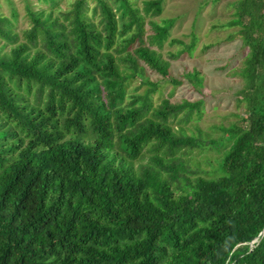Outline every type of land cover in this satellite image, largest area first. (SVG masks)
Returning <instances> with one entry per match:
<instances>
[{"label": "trees", "instance_id": "16d2710c", "mask_svg": "<svg viewBox=\"0 0 264 264\" xmlns=\"http://www.w3.org/2000/svg\"><path fill=\"white\" fill-rule=\"evenodd\" d=\"M41 1L49 9L27 7L21 38L15 10L0 12V264H264V0H233L220 26L247 49L244 116L211 142L225 149L216 176L193 180L178 155L201 142L169 120L201 101L153 108L149 83L124 105L116 65L169 76L158 51L175 20L144 29L161 1L144 0V16L132 0H94L91 17L88 0L56 16L59 0ZM184 79L202 86L197 71Z\"/></svg>", "mask_w": 264, "mask_h": 264}, {"label": "rangeland", "instance_id": "374dc122", "mask_svg": "<svg viewBox=\"0 0 264 264\" xmlns=\"http://www.w3.org/2000/svg\"><path fill=\"white\" fill-rule=\"evenodd\" d=\"M74 1L59 0L57 7L53 9V15L56 16L59 11H67ZM143 1L132 0L142 15ZM160 1L161 14L144 15V29L147 36L152 34L149 22L160 24L163 20H175L168 40L158 51L162 59L169 63V76L162 78L142 62H138L139 72L136 74L129 64L117 61L120 75L128 76L124 105L130 102V97L144 95L149 89V83L157 84V91L151 95L153 108L159 107L165 99L171 104L201 101L199 111L194 110L188 121L185 120L187 111L169 121H173L171 125L175 130L181 128V134L201 142V147L178 155L184 170L182 175L191 180L196 177L214 178L225 149L214 146L211 142L225 144L226 137L219 128L236 123L244 116V103L239 101L236 94L242 88V79L237 72L242 67L247 49L242 45L240 38L234 35L236 29L220 27L231 18L233 11L229 4L233 0ZM94 4V0H88L90 17ZM27 7L33 11L49 9V5L41 0H0V12L3 15L9 17L12 10H15V32L20 38L21 33L30 27ZM92 20L97 24L99 17L96 16ZM232 35L234 38L229 39ZM192 43V51H185ZM9 49L10 46H7L3 52H8ZM122 55L124 54L114 53L118 58ZM193 71H197L202 78L200 89H194L184 79V74ZM171 78L182 83L174 86L170 83ZM153 154L152 148L147 146L143 158L135 162V167L139 164L147 165ZM176 194H179V190H176Z\"/></svg>", "mask_w": 264, "mask_h": 264}, {"label": "water", "instance_id": "95a60500", "mask_svg": "<svg viewBox=\"0 0 264 264\" xmlns=\"http://www.w3.org/2000/svg\"><path fill=\"white\" fill-rule=\"evenodd\" d=\"M255 242H257V240H255ZM251 244H253V243H251Z\"/></svg>", "mask_w": 264, "mask_h": 264}]
</instances>
